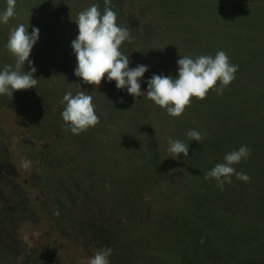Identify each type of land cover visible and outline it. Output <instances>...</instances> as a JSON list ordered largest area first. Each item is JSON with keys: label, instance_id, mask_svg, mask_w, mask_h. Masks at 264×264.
Instances as JSON below:
<instances>
[{"label": "trees", "instance_id": "obj_1", "mask_svg": "<svg viewBox=\"0 0 264 264\" xmlns=\"http://www.w3.org/2000/svg\"><path fill=\"white\" fill-rule=\"evenodd\" d=\"M115 1L117 22L121 27L128 28L131 34V41H126L120 49L129 57V67L145 65L149 68L141 79L142 82L148 81L154 74H168L167 64L151 69L145 52L148 42L142 39L145 36L142 35L141 19L138 18L136 26L128 20V13L134 12L136 15V0H129L132 3L130 7H126L128 0ZM93 2L16 0L15 16L10 18L8 24H0V71L6 65L14 66L15 63L6 51L10 31L19 24L29 28V33L33 28L40 31L39 40L30 56L37 69L35 78L39 79L36 88L14 92L12 98L0 96V107L22 117L31 135L45 139L50 137L56 126L64 124L61 112L65 104L62 100L68 91L73 95L80 91L87 94L91 92L95 96L94 105L100 99L101 92L98 89L82 90L91 85L83 84L74 75L76 66L69 63L75 56L71 42L78 36V27L74 22L78 13L90 7ZM216 2L219 6H227H220L215 24L207 21L208 16L202 21L208 22L205 25L211 24L213 28L205 26L198 30L201 31L203 50H198L193 56L212 55L211 49L216 36H220L221 42L226 38L228 43H223L221 50L227 54L232 64L238 65V71L231 88L224 90L219 97L223 95L231 104L222 102L217 108L209 107L212 108L209 113L204 112L208 106L197 111L188 107L181 117L172 118L164 109L155 106L154 102L147 103L145 97L137 99L128 94L126 89L118 90L114 81L108 83L105 79L102 82L105 91L115 89L121 93L137 115L142 128V132L133 140L139 148L128 160L120 159V155L116 153L113 158L112 149L105 144L108 146V154L114 159L109 179L117 181L119 204L110 202V197L100 190L97 174L93 175L89 170V166L99 159L97 155L103 150L101 146L95 148L97 150L92 154L96 157L92 156L90 164L86 165L87 181L73 182L74 198L70 201L75 202L81 194L82 199H87L85 202L93 203V210L100 215L98 227L93 230L102 238L103 248L113 249V254L109 257L112 262L110 264H253L254 260L264 259V211L263 219L257 215L242 217L241 214L235 220L234 216H230L220 206L230 200L229 193H225L230 184L226 183L224 189L220 190L214 179L204 178V173L220 163V152L213 139L217 138V134L225 133L224 130H229L236 121L235 126L243 131L235 133L234 137L231 135L232 138L229 139L225 135L224 139L228 146L232 145V149L235 147L234 150L243 145L251 149L250 157L243 164L235 165L236 172L247 174L250 180L238 181L233 175L232 184L247 185V190L255 196L261 193L264 198V0ZM6 7V0H0V12ZM202 12L204 15V11ZM232 18L234 22L235 19H241L239 24L249 23L239 26L231 21ZM209 20L215 22L211 18ZM213 31L216 36H213ZM236 34L245 36L248 47L246 51L243 49L237 52L234 49ZM174 59L170 61L173 62ZM25 71H30L28 64L25 65ZM74 87L77 90H73ZM147 87V83L144 84L141 91L146 92ZM216 94L215 91H210L207 98L212 103L214 99L218 101ZM195 101L197 99L194 98L192 103ZM240 103L244 106L241 107ZM204 121L209 124H203ZM200 125L207 129L204 131ZM93 129L81 133L79 140L92 138ZM189 130L200 132L202 140H189L186 135ZM65 132L67 131L63 127L57 143H62L67 137ZM165 138L188 144V156L181 154L169 157ZM256 145L262 149L257 151L263 154L260 157L254 151ZM52 147H47L43 154L47 166L52 164V159L48 160ZM68 168L71 170L70 176L77 169L70 164L65 169L66 172ZM120 175H123L122 180L119 179ZM50 177L55 178V175ZM44 186L50 189L49 186ZM63 200L65 203L67 198ZM258 201L254 199L253 202ZM23 212L26 210L23 209ZM14 216H10V219L15 218ZM0 263L8 264L2 256Z\"/></svg>", "mask_w": 264, "mask_h": 264}, {"label": "rangeland", "instance_id": "obj_2", "mask_svg": "<svg viewBox=\"0 0 264 264\" xmlns=\"http://www.w3.org/2000/svg\"><path fill=\"white\" fill-rule=\"evenodd\" d=\"M92 1H94L93 4L99 5V11L103 14L106 6L104 0ZM135 2L136 15L133 14L134 12L128 13V20L136 26L138 18L141 19L142 35L145 36L142 39L148 42L145 45V52L151 69L155 70L161 64L162 66L167 64L169 73L166 75H171L173 78H178L177 60L180 55L192 58L200 56V54L193 56L198 50H203L200 39L201 31L198 30L204 29L205 26L213 28L211 24L217 22L220 6H227L223 4L219 6L216 0H136ZM115 5L116 1L111 0L110 6L116 12ZM131 5V1L128 0L126 7ZM223 9L226 10L225 7ZM223 9L222 11H224ZM202 11H204V15ZM206 16H208L207 21L211 23L209 25H205V23L208 24L206 21L202 23ZM210 18L215 22H210ZM233 18L232 22H234ZM240 22L241 19H235L234 23L239 26L249 23L247 21L246 24H239ZM235 29L238 30L236 27ZM239 31L241 32L240 29ZM213 36H216L215 32ZM234 36L236 37V39L234 38V49L237 52L243 51V49L246 51L248 47L245 36L237 34ZM219 38L220 36L218 38L216 36V40L214 39L211 56H215L216 52L221 51L222 47L220 46L223 43H228L226 38L223 39V42ZM244 45H246L245 48ZM171 57L175 58L174 63L170 61ZM73 59L69 63L76 66V62H74L76 57L74 56ZM140 83L143 86L147 81H140ZM232 84L227 88H231ZM102 87L101 84L99 88L91 85L82 89L86 91L87 89L90 91L98 89L101 92L99 101L94 105L99 123L91 130L93 133L95 130V133H92V138L82 139V141L79 140L81 134L73 135L67 131L65 132L67 137L62 140V143H57L64 124L56 126L50 137L45 139H41L38 135H31L22 117L0 107V256L6 263L88 264L95 252L103 249L102 238L100 239V236L95 234L96 230H93L98 227L100 215L93 210V203L85 202L87 199L84 196L82 199L81 194L75 202L70 201L74 198L73 182L87 181L86 165L89 163V159L93 158L92 156L96 157L92 154L97 150L95 148L101 146L103 150L97 155L99 159L89 166V170L93 175L97 174V178L100 180V190L110 197V202L119 204L117 181L109 179L113 172V158L116 157L115 153L120 155L122 160L124 158L128 160L134 156L139 146H136L133 140L137 135L139 136L142 128L137 115L130 109V105L121 93L115 89L105 91ZM73 90H77V88ZM88 94L93 96L94 104V94L91 92ZM95 95L97 94L95 93ZM216 96L218 101L214 99L212 103L209 98H206L203 101L197 100L191 103L190 107L197 111L203 106H208L204 112L209 113L212 110L209 107L216 106L217 108V105H221L222 102L229 103L223 95L219 97L216 94ZM146 101L149 104L152 103L150 100L146 99ZM240 106L244 105L240 103ZM244 123L247 125V122ZM203 124L209 123L204 121ZM235 125H237L236 121L229 130H224L226 134L222 132V136L217 134V138L213 139L220 152V163H223L224 156L235 148L232 149V145L228 146L225 143V135L229 139L235 133L243 131ZM192 126L194 127V125ZM200 126L204 128V131L207 129L204 125ZM169 139L165 138L164 141L168 144ZM105 144L112 149L113 158L108 154V146L106 147ZM51 145L53 147L49 151L48 160L52 159V168L51 165L47 166L46 159L43 160L45 150ZM255 148L257 156L263 155L257 152L262 151L261 147L257 148L256 145ZM76 156L77 158H75ZM168 156L170 157V154ZM25 159L32 162L27 170L22 167V161ZM244 162L245 160H242L241 164ZM70 164L77 167L71 174L72 176H70V168L67 169V172L65 171ZM52 174L55 175V178L50 177ZM122 176L120 175L119 179L122 180ZM232 182L230 187L225 190L226 194L229 193L230 200L220 205L223 210L230 216H234L235 220L237 217L240 218L241 214L242 217L257 215L258 218H262L263 195L259 193L255 196L253 192L247 190L249 189L247 185L240 186L237 183L232 184ZM44 185L49 186L50 189H46ZM64 198H67L66 204ZM254 199L259 201L254 203ZM23 209L26 212H23ZM12 215H15V218L11 220L10 216ZM169 227L172 231L174 230L170 225ZM263 260H254L253 264H264ZM109 261L112 263L110 259Z\"/></svg>", "mask_w": 264, "mask_h": 264}, {"label": "clouds", "instance_id": "obj_3", "mask_svg": "<svg viewBox=\"0 0 264 264\" xmlns=\"http://www.w3.org/2000/svg\"><path fill=\"white\" fill-rule=\"evenodd\" d=\"M6 3V9L0 12V24L5 25L16 14V0H6ZM104 3L106 6L103 14L99 11V5L93 4L80 11L74 22L78 27V36L71 42L76 57L74 75L83 84L99 88L105 79L108 83L114 81L118 90L126 89L128 94L137 99L143 96L154 102L155 106L166 110L170 117L179 118L191 106L194 98L203 101L210 91L220 95L234 81L238 65L232 64L227 54L221 50L215 56L200 55L192 58L180 55L177 60L178 78L154 74L147 81V91H141L140 81L149 68L145 65L129 67L130 59L120 49L126 41H131L130 31L118 24L117 13L110 6L111 0H104ZM28 29L24 24H19L9 33L6 51L15 63L14 66L6 65L0 71V96L12 98L14 92L36 88L39 79L35 78L37 69L30 56L39 40L40 31L33 28L29 33ZM26 64L30 71H25ZM62 103L65 104L61 112L64 129L73 135L86 132L99 123L93 96L85 91L75 95L68 91L63 96ZM186 135L189 140H202L201 133L196 130H189ZM166 151L170 156L183 154L187 157L189 145L180 140L169 139ZM250 154L251 149L246 145L227 153L224 162L204 173V178L214 179L220 190L224 189L226 183L232 182L233 175L238 180L248 182L250 177L236 172L234 166L247 160ZM31 164L28 159L22 161L25 170ZM112 254V248L100 249L90 258L88 264H110L109 257Z\"/></svg>", "mask_w": 264, "mask_h": 264}]
</instances>
